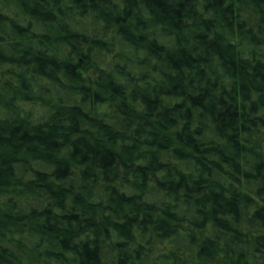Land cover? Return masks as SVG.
<instances>
[{
	"label": "trees",
	"instance_id": "obj_1",
	"mask_svg": "<svg viewBox=\"0 0 264 264\" xmlns=\"http://www.w3.org/2000/svg\"><path fill=\"white\" fill-rule=\"evenodd\" d=\"M0 264H264V0H0Z\"/></svg>",
	"mask_w": 264,
	"mask_h": 264
}]
</instances>
